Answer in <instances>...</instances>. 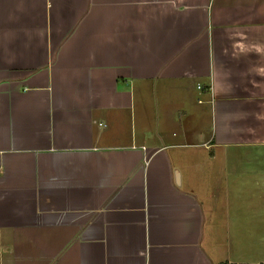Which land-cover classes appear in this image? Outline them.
Masks as SVG:
<instances>
[{
    "label": "crops",
    "instance_id": "1",
    "mask_svg": "<svg viewBox=\"0 0 264 264\" xmlns=\"http://www.w3.org/2000/svg\"><path fill=\"white\" fill-rule=\"evenodd\" d=\"M0 264H264V0H0Z\"/></svg>",
    "mask_w": 264,
    "mask_h": 264
}]
</instances>
